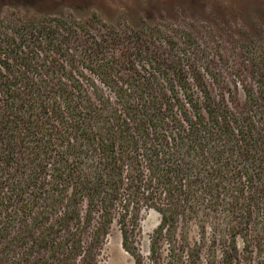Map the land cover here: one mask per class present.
Returning <instances> with one entry per match:
<instances>
[{
    "label": "trees",
    "instance_id": "16d2710c",
    "mask_svg": "<svg viewBox=\"0 0 264 264\" xmlns=\"http://www.w3.org/2000/svg\"><path fill=\"white\" fill-rule=\"evenodd\" d=\"M17 21L29 38L0 15V264H103L113 226L132 264H264V46L227 87L158 28Z\"/></svg>",
    "mask_w": 264,
    "mask_h": 264
},
{
    "label": "rangeland",
    "instance_id": "374dc122",
    "mask_svg": "<svg viewBox=\"0 0 264 264\" xmlns=\"http://www.w3.org/2000/svg\"><path fill=\"white\" fill-rule=\"evenodd\" d=\"M0 15L9 17L11 29L27 38L28 28H21L17 20L22 22L46 15H71L82 22L89 20L96 27L93 34L110 27L133 31L158 28L171 37V40L159 41H174L179 47H187L189 43V57L194 58L195 69L206 79L218 77L227 87L232 86L230 80L246 72L241 64L246 63L251 54L245 49L264 46V0H0ZM5 37L10 41L11 36ZM159 44L165 47V42ZM127 67L121 66L120 71L126 72ZM184 69L191 71L186 66ZM70 70L65 68L67 73ZM79 70L92 77L89 71ZM101 89L110 95L106 86L101 85ZM237 90L240 91V86ZM158 222L156 211L148 210L143 214L137 237L142 251ZM103 259V264L133 262L115 226L106 237Z\"/></svg>",
    "mask_w": 264,
    "mask_h": 264
}]
</instances>
